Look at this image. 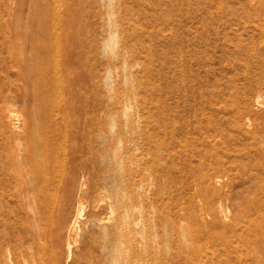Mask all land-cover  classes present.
I'll return each mask as SVG.
<instances>
[{
  "label": "rangeland",
  "instance_id": "1",
  "mask_svg": "<svg viewBox=\"0 0 264 264\" xmlns=\"http://www.w3.org/2000/svg\"><path fill=\"white\" fill-rule=\"evenodd\" d=\"M42 23L44 44L66 35L70 49L83 43L69 67L79 109L72 121L78 162L92 177L79 176L64 212L49 207L36 216L34 193L14 195V153L0 161L8 181L0 264H194L184 258L186 244L202 248L199 264H264V244L240 239L242 231L253 239L248 227L238 235L226 227L245 198L264 199V165L254 163L264 149V0H0L6 136L15 116L22 124L25 110L38 106V77L22 69L36 62L32 37Z\"/></svg>",
  "mask_w": 264,
  "mask_h": 264
},
{
  "label": "bare ground",
  "instance_id": "2",
  "mask_svg": "<svg viewBox=\"0 0 264 264\" xmlns=\"http://www.w3.org/2000/svg\"><path fill=\"white\" fill-rule=\"evenodd\" d=\"M46 26H47V23L45 24V26L43 23L40 26H38V30H40V31L36 32V35H33V37H32L33 38V49H34V52L36 55V62L33 63L28 59L31 62V64H30V62H28L29 66H27L26 69H25V67H23V69H22V74L24 75V77H30L32 73L36 77H38L37 88H38V93L40 95V98L38 100V106L33 111H31V110L26 111L25 110V116H24V119H22L23 120L22 124H20L21 118L19 119L14 115L15 120L17 121V126L15 127L14 131L9 136H6L3 133H0V144L2 145V147L0 146V149L2 151L3 150L9 151L8 154H5V157H3V154L0 153V161L4 162L5 159L7 161H9V160L12 161L16 157L17 170H15V178L17 180V185L15 187L16 190H15L14 195L20 197L26 193H31V192L34 193V198L36 200V203L34 204V209H36L35 210L36 216H38V215L42 216L49 207H51L53 209V211L55 209V210L59 211L60 213L64 212L66 210L70 200L74 196V193L76 191V186H77V179L79 178V176L86 177L87 181H89L92 177V173H91L90 169H88V163L87 162H78V157H77L78 152H77L76 144L74 142V139H76L75 135H74V128H75L76 124L73 123V121H72V115L75 112H77L79 109H78V107H76L77 106L76 102L78 101V97L75 95V93H77V92H75V84H74L73 80H71V78H70L69 67L71 66V63H72V61H71L72 60L71 57L73 56L72 54H74L77 50H79V48L82 51V49H83L82 44L83 43H82V41H78L76 43L77 48L76 49H70V45H74L73 43H75V41L72 44H70V42L72 41V38H70L69 35H66L67 37L64 39V42H58L59 41L58 36L57 37L54 36L50 40L45 39L46 42L48 41V43H46L47 44L46 45L41 40L42 31L44 30V28ZM58 33H60V32H57L56 35H58ZM63 34H62V36H63ZM52 52H53V58H51V60H52V65L55 69L54 83H55L56 89H57L59 97H60L59 100H58V98L55 100V103H53V101L49 100V96H50L49 92L53 89L54 85H52L51 81L46 79V76L48 75L49 68H50L48 60L50 59ZM44 77H45V79H44ZM70 94L71 95L73 94L74 98H72V97L65 98L64 97V96H67ZM12 117H13V113H12ZM167 121L169 122V120H167ZM181 123H182V121H181ZM171 125H172V123H171ZM188 128H189V126H188ZM179 131H181V129ZM200 132H201V130H200ZM188 133H189V130H188ZM184 134H185V132H184ZM194 138H196V137H194ZM185 143H186V141H185ZM195 143H193V144H195ZM210 143H209V145H210ZM205 144H206V139H205ZM190 145H191V142H190ZM188 148H189V146H188ZM206 148H205V151L203 152L204 155H205V152L207 150ZM209 148H211V147H209ZM201 149L203 150L204 148L201 147ZM192 150H195V147ZM211 150L214 151V149H211ZM211 150H210V152H213ZM216 150H219L218 147ZM198 151H199V149H198ZM188 152H190V151H188ZM194 152H193V154H194ZM13 153H14V157L12 159ZM200 153H202V151ZM215 154H217V153H215ZM215 154L213 152V155H215ZM220 154L223 155V153H220ZM225 155H223V156H225ZM220 157H222V156H220ZM209 158H211V156ZM215 158H216V155H215ZM194 159H195V157H194ZM200 160H202V159H200ZM217 160L220 161L219 159H217ZM215 162H217V161H214V164H215ZM254 163L257 167L264 165V149H263L262 153L260 154V157L258 159H256ZM93 164L94 163H92V167H91L92 169H94ZM214 164H212V165H214ZM208 165H210V164H208ZM201 166L199 168H201ZM205 167L206 166H204L203 169ZM218 167H217V169H218ZM221 167H220V169H221ZM223 167H224V165H223ZM259 169H262V168H259ZM251 170H252V167H251ZM256 170H258V169H256ZM197 171H198V169H197ZM206 171H208V170H206ZM189 172H190V170H189ZM193 172H195V171H193ZM193 172H192V174H193ZM201 172H203V175L201 174ZM204 172H205V170L200 171V175H202L206 179L207 178L211 179L214 177L215 179H217L218 183L221 182V180L223 179L221 174L213 176L212 174L209 175L206 172L205 173ZM195 173L199 174V172H195ZM192 174H190V175H192ZM188 175H189V173H188ZM196 177H198V176H196ZM257 179H260V177L257 176L255 180H257ZM7 182L8 181H6V174H4V169L2 167H0V218H4V216H6V214L4 213V210L2 209V205L4 202H6L7 196H4L1 193H3V191L5 190ZM198 182H199V180H198ZM199 184H202V183H199ZM258 186H259V188H258ZM254 187H256L254 193H255V195H257V192H259V190L262 187V183H261V185L258 183ZM262 188L264 189V186ZM199 190H200V187H199ZM51 198L53 201L52 203L50 202ZM206 204H208V203L206 202ZM220 205H221V203H220ZM202 206L203 205H201V207ZM205 206H206L205 209L208 210V213L211 214L215 219L216 214H214V213L216 212V210L213 211L215 206H213L212 204H208ZM129 208H131V207H129ZM220 209H222V208H220ZM125 211H127V210H125ZM201 211H202V208H201ZM113 212H114V210H113ZM128 213L126 214V218H128L127 217ZM52 214H53V212H52ZM184 215H186V214H184ZM201 215L203 216V215H205V213H203ZM160 217H161V215H160ZM185 219H186V217H185ZM182 220H183V218H182ZM203 221L205 223L206 218H204ZM203 221H202V223H203ZM127 222H128V220H127ZM161 222L164 223L165 220H162ZM177 223H178V221L174 224L172 222L171 223L169 222L166 225L168 226L171 224L174 227H178ZM130 225H131V223H130ZM226 225H227L226 227H233V234H235V235H238L239 232L241 230H243L244 227L245 228L248 227L250 232L253 230L252 227H254L255 230H253V231L255 233L252 231L253 234H252V232L251 233L249 232V234H248V235H252L253 237L252 236L251 237L253 239H248V236L246 239L244 237V235H246V233L244 234L243 231L239 236H240V239L244 238V240L248 242L247 245L249 244L248 240H252L251 242L254 243L255 246L260 247L262 244H264V199L258 198V196H254L252 199L247 198V200L245 198V200H243L241 202L239 210L237 212H235L234 216L232 217V221ZM181 227H190V225H183ZM260 229H261V232H260ZM189 231H191V230H189ZM222 234H223V232H222ZM132 235H133V233H132ZM129 236H130V234H129ZM193 236L194 235H192L191 233L188 234V237H190V238H193ZM225 238L226 237H224V239ZM196 239H197V237H196ZM186 240H191V239H186ZM80 243H82V242H80ZM30 244H32V243H30ZM227 244H228V242H227ZM227 244H226V246L232 245L230 243H229V245H227ZM244 244H242V246H244ZM43 245L45 246V244H43ZM186 245H183V247H182L185 260L189 261V262H193L194 264H199V262L202 260L200 258L202 256V248H195V246H194V248L185 247ZM98 247H100L99 243L93 244V246L91 248L97 249ZM103 248L105 249L106 246H104ZM69 249H71V248H69ZM217 252H219V251H217ZM176 254H177L176 258H179V252H176ZM214 255H215V253H214ZM215 257H211V260L214 259ZM116 259H118V258H116ZM215 260H216V258H215ZM262 261H263V259H260L259 262L262 263Z\"/></svg>",
  "mask_w": 264,
  "mask_h": 264
}]
</instances>
